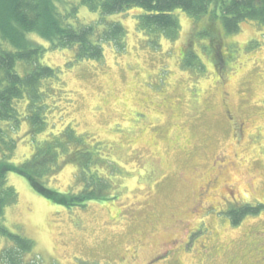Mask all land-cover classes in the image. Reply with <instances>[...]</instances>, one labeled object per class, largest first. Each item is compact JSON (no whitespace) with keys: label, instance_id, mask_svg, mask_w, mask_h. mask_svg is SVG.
Instances as JSON below:
<instances>
[{"label":"rangeland","instance_id":"obj_1","mask_svg":"<svg viewBox=\"0 0 264 264\" xmlns=\"http://www.w3.org/2000/svg\"><path fill=\"white\" fill-rule=\"evenodd\" d=\"M138 14L108 17L123 25L125 48L108 43L100 60L33 37L57 75L41 89L50 93L44 129L33 136L24 120L10 163L55 140L60 166L36 174L43 192L8 175L17 200L6 227L33 242L26 262L264 264V21L230 33L220 15L178 11L181 30L170 40L141 32ZM78 16L100 18L85 7ZM239 207L252 212L241 219ZM11 245L0 239V264ZM171 249L175 261L156 259Z\"/></svg>","mask_w":264,"mask_h":264},{"label":"trees","instance_id":"obj_2","mask_svg":"<svg viewBox=\"0 0 264 264\" xmlns=\"http://www.w3.org/2000/svg\"><path fill=\"white\" fill-rule=\"evenodd\" d=\"M81 7L99 13L100 18L93 24L83 23L78 16ZM130 9L139 11L136 16L139 30L156 39L177 38L181 30L175 14L178 11L195 18L210 15L217 19L220 15L230 33L243 21H264V0H0V239L12 244L1 253L4 264H40L38 257L24 261L25 254L33 251V242L6 227V208L17 200L8 175L21 173L29 179L34 190L43 192L35 183L36 174L39 171L37 175L54 173L60 166L54 164L59 158L58 152L53 151L57 145L55 140L35 144L34 154L22 165L10 163L24 120L31 124L33 136L44 129L46 122L42 112L49 109L43 94L50 97V93L41 89L48 79L57 75L55 69L43 64L47 48L33 37L48 42L50 50L76 49L79 60H100L108 43L125 48L123 25L107 19ZM19 64H23L24 74L18 70ZM24 101H28L26 113L20 111V115L17 105ZM45 195L52 197V194ZM95 199L98 200V196H90L88 201ZM71 202V199L61 200L60 204L70 206ZM249 212L252 210L245 207L239 214L243 217Z\"/></svg>","mask_w":264,"mask_h":264},{"label":"flooded vegetation","instance_id":"obj_3","mask_svg":"<svg viewBox=\"0 0 264 264\" xmlns=\"http://www.w3.org/2000/svg\"><path fill=\"white\" fill-rule=\"evenodd\" d=\"M219 55H220V60H221V62L222 63H224V55H223V53H219ZM216 56V55H215ZM219 70H220V68H219ZM220 81H222V79H220ZM227 95V94H226ZM224 98H226V96L224 95ZM226 114L228 115V118H229V120L231 119V120H233L234 118H232V113L231 112H227L226 111ZM239 127L242 129L243 127H244V124L243 123H240L239 124ZM243 209V207L241 208V207H239L238 209H237V211L240 213V211ZM243 217L241 216V219H242ZM240 219V216H239V218H237L236 220H235V222H237L238 220ZM264 251V250H263ZM163 253V256L162 255H160L158 258H156V259H163L164 260V262H169V260L172 258V260L173 261H175L178 257H176V255H177V253H176V249H171L170 251H163L162 252ZM173 255V256H172ZM208 260V259H207ZM261 260H263L262 259V257H261ZM156 261V260H155ZM154 261V262H155ZM258 263H260V262H258Z\"/></svg>","mask_w":264,"mask_h":264}]
</instances>
